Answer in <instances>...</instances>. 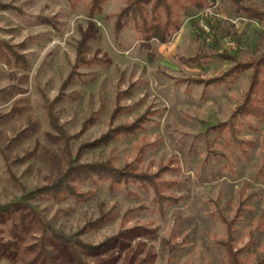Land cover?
I'll list each match as a JSON object with an SVG mask.
<instances>
[{
  "label": "rangeland",
  "instance_id": "rangeland-1",
  "mask_svg": "<svg viewBox=\"0 0 264 264\" xmlns=\"http://www.w3.org/2000/svg\"><path fill=\"white\" fill-rule=\"evenodd\" d=\"M87 2L0 0V206L19 204L0 210V264H76L53 232L97 245L134 227L104 252L78 248L83 262L226 264L231 236L254 263L264 256V118L234 115L252 71L226 76L234 62L224 54L241 62L264 52V22L216 0L188 7L180 31L146 49L132 26L113 29L126 0L108 1L92 21ZM241 5L263 10L264 0ZM192 56L201 61H179ZM138 118L137 131L89 147ZM141 147V172L170 166L163 178L179 181L177 201L162 209L137 183L112 192L83 181L95 196L82 201L22 198L73 160L123 167Z\"/></svg>",
  "mask_w": 264,
  "mask_h": 264
},
{
  "label": "trees",
  "instance_id": "trees-1",
  "mask_svg": "<svg viewBox=\"0 0 264 264\" xmlns=\"http://www.w3.org/2000/svg\"><path fill=\"white\" fill-rule=\"evenodd\" d=\"M68 1L71 2L73 7L78 3V0ZM108 1L110 0H88L86 4V16L89 21H92L96 16L103 13L104 6ZM215 2L216 0H126V4L114 14L113 29L115 32L120 33L126 27L132 26L141 46L150 49L153 41L159 44L168 43L171 37L180 31L181 14L188 7L203 9L214 5ZM230 2L236 6L238 11L243 12L247 18L264 22V9L242 6L241 0H230ZM224 57L234 62V65L225 74L226 76L239 74L248 69L252 71L247 91L241 104L235 109L234 115L242 118H264V52L241 62L237 61L235 56L224 54ZM198 58L195 56L180 57L179 61L191 65L201 61V58ZM145 122L146 120L144 121L142 118H138L136 122L128 126L122 125L113 128L99 138L96 143L89 144V147L108 144L121 135L137 131L143 127ZM231 125L222 123L219 127L225 130L227 126L230 127ZM139 151L140 154L136 160L123 167H116L109 161L80 164L73 160L66 171L58 176L50 185L39 187L24 195L22 198L27 200L41 196L60 200L66 196H73L79 201L88 200L95 196V192L91 190L82 192L80 190L81 183L87 181L90 184L107 183V189L112 192L116 191L122 185L137 183L145 189H152L153 198L160 209L166 203L171 204L172 202H176L177 198L170 191L179 185V181L163 178V175L171 169L170 166H163L154 173L141 172L139 165L142 161L141 154L143 148L141 147ZM261 169L264 171V160ZM17 206H19L17 203L14 205H3L0 206V210L15 209ZM107 220L108 215L102 214L97 221L91 223V226L101 225ZM140 231V228L137 227L126 229L97 245H89L79 240H72L70 237H63L57 232H53V235L55 239L70 247L69 250L76 264H85L78 248L86 253L104 252L120 242L123 235L134 236L140 233ZM233 242L231 236L228 237V241L224 242L226 264H244L245 262L249 264H264V256L258 258L254 263L247 260V258H241L239 255L241 250H234Z\"/></svg>",
  "mask_w": 264,
  "mask_h": 264
}]
</instances>
